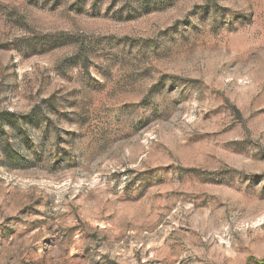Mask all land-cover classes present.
I'll return each mask as SVG.
<instances>
[{"label":"rangeland","instance_id":"obj_1","mask_svg":"<svg viewBox=\"0 0 264 264\" xmlns=\"http://www.w3.org/2000/svg\"><path fill=\"white\" fill-rule=\"evenodd\" d=\"M0 264H264V0H0Z\"/></svg>","mask_w":264,"mask_h":264},{"label":"trees","instance_id":"obj_2","mask_svg":"<svg viewBox=\"0 0 264 264\" xmlns=\"http://www.w3.org/2000/svg\"><path fill=\"white\" fill-rule=\"evenodd\" d=\"M13 116V113L12 112H6L5 114H3V116L1 117V120L4 122V121H7L10 119V117Z\"/></svg>","mask_w":264,"mask_h":264}]
</instances>
